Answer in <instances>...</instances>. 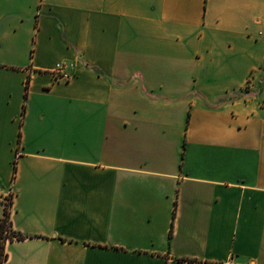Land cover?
Wrapping results in <instances>:
<instances>
[{"label": "crops", "instance_id": "obj_1", "mask_svg": "<svg viewBox=\"0 0 264 264\" xmlns=\"http://www.w3.org/2000/svg\"><path fill=\"white\" fill-rule=\"evenodd\" d=\"M10 189L1 264H264V0H0Z\"/></svg>", "mask_w": 264, "mask_h": 264}, {"label": "built area", "instance_id": "obj_2", "mask_svg": "<svg viewBox=\"0 0 264 264\" xmlns=\"http://www.w3.org/2000/svg\"><path fill=\"white\" fill-rule=\"evenodd\" d=\"M73 68V63H68V62H62L60 64H58V66L53 70V75L55 77V79L57 80H69L73 73H71L69 71V69ZM251 79L248 80V82H250ZM12 197H13V191L10 189L9 193L6 194L2 200L4 207H6L7 209L9 208V205L11 204L12 201ZM15 237L13 235V233L10 230V227L8 226V224L5 225L3 231L0 230V241L3 242L5 239H7V237ZM219 264H235L234 262H232L231 259H226L221 261Z\"/></svg>", "mask_w": 264, "mask_h": 264}, {"label": "trees", "instance_id": "obj_3", "mask_svg": "<svg viewBox=\"0 0 264 264\" xmlns=\"http://www.w3.org/2000/svg\"><path fill=\"white\" fill-rule=\"evenodd\" d=\"M27 81H26V84H25V93H24V97H26L27 95ZM14 169H15V165H14ZM7 218H8V209L6 207H4V216L2 219H0V229L1 228H4L5 225L7 224ZM3 243L0 241V264L2 263L3 259H5L6 255H4V252H3Z\"/></svg>", "mask_w": 264, "mask_h": 264}]
</instances>
